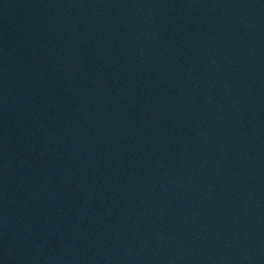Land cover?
Listing matches in <instances>:
<instances>
[{
  "label": "water",
  "instance_id": "1",
  "mask_svg": "<svg viewBox=\"0 0 264 264\" xmlns=\"http://www.w3.org/2000/svg\"><path fill=\"white\" fill-rule=\"evenodd\" d=\"M0 264H264V0H0Z\"/></svg>",
  "mask_w": 264,
  "mask_h": 264
}]
</instances>
